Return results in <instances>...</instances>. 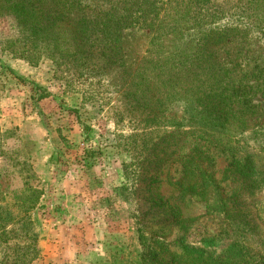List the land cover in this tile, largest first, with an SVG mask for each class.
<instances>
[{
    "label": "rangeland",
    "instance_id": "1",
    "mask_svg": "<svg viewBox=\"0 0 264 264\" xmlns=\"http://www.w3.org/2000/svg\"><path fill=\"white\" fill-rule=\"evenodd\" d=\"M19 1L36 0H0V84L16 90L8 100L0 85V128L10 130L0 137V206L15 210L24 184L40 191L29 212L38 255L30 261L32 242L15 227L0 237V264H210L233 243L242 247L233 264L264 257V184L233 161L246 154L264 167V30L219 52L233 88L224 129L237 133L217 146L187 129L188 112L173 100L163 128L145 124L130 104L129 70L111 65L103 45L57 62L43 53L48 42H22ZM134 31L132 63L147 45ZM37 85L51 97L36 102Z\"/></svg>",
    "mask_w": 264,
    "mask_h": 264
},
{
    "label": "trees",
    "instance_id": "2",
    "mask_svg": "<svg viewBox=\"0 0 264 264\" xmlns=\"http://www.w3.org/2000/svg\"><path fill=\"white\" fill-rule=\"evenodd\" d=\"M13 11L25 30L22 42H48L43 53L57 62L75 61L87 47L103 45L111 65L129 70L130 104L146 112L144 123L153 129L169 122L168 102L173 100L184 104L189 122L185 126L199 139L213 140L218 146L236 135V129H224L234 117L233 88L219 52L250 30L263 32L264 0H47L45 6L36 0L29 7L19 1ZM137 28L147 33V45L143 58L132 63L125 56L133 54ZM8 71L16 84H22L21 76ZM9 83L0 84L1 91ZM34 91L39 93L36 102L51 97L41 86ZM193 106H201L196 114H192ZM8 131L0 128V137ZM202 147H193L194 156L204 153ZM233 161L243 176L256 175L264 184V167H258L249 155H235ZM33 175L29 166L23 179ZM24 185L21 193H14L20 202L15 210L0 206V237L17 227L18 235L32 242L27 251L31 261L38 249L29 212L41 193ZM153 200L160 202L157 196ZM241 250L240 244L233 243L217 258L207 257L210 264H219L221 257L224 264H233ZM246 264H264V257Z\"/></svg>",
    "mask_w": 264,
    "mask_h": 264
},
{
    "label": "crops",
    "instance_id": "3",
    "mask_svg": "<svg viewBox=\"0 0 264 264\" xmlns=\"http://www.w3.org/2000/svg\"><path fill=\"white\" fill-rule=\"evenodd\" d=\"M13 60H10V65H12V66H14L13 65V62H12ZM10 70H12V69H10ZM12 78V77H11ZM5 91V92H4ZM4 93H6V95L8 96V100L10 99L11 100V95H13V93L14 92H16V90H15V88L13 89V88H6V89H4ZM50 255V254H49ZM57 255H59V258H58V261L61 263V262H63L64 261V257L62 258V252H58V254ZM47 259V258H46ZM47 261V260H46Z\"/></svg>",
    "mask_w": 264,
    "mask_h": 264
}]
</instances>
